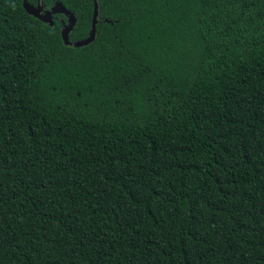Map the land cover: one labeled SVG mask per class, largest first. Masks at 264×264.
<instances>
[{
    "label": "trees",
    "instance_id": "16d2710c",
    "mask_svg": "<svg viewBox=\"0 0 264 264\" xmlns=\"http://www.w3.org/2000/svg\"><path fill=\"white\" fill-rule=\"evenodd\" d=\"M22 1L0 0V264H264V0H54L71 42L97 4L79 47Z\"/></svg>",
    "mask_w": 264,
    "mask_h": 264
},
{
    "label": "water",
    "instance_id": "95a60500",
    "mask_svg": "<svg viewBox=\"0 0 264 264\" xmlns=\"http://www.w3.org/2000/svg\"><path fill=\"white\" fill-rule=\"evenodd\" d=\"M22 6L28 14L38 18L42 22L49 23V24L53 23V19H52L53 14L62 13L64 15H66L68 17V23L66 25H64L63 28L61 29V37H62L63 42L68 46L79 47L82 45H86L89 42H91L95 37V24L97 21V14H98L96 3L94 4V10H93V15H92V24H91V30H90L89 36L86 39L78 40V41H74V42L69 41V32L71 31V29L75 25L76 17L70 10H68L67 8L62 6L61 4L57 3L51 9L41 12L42 11V5H41L40 0H38L36 5L31 4L27 0H23Z\"/></svg>",
    "mask_w": 264,
    "mask_h": 264
},
{
    "label": "flooded vegetation",
    "instance_id": "af4514ba",
    "mask_svg": "<svg viewBox=\"0 0 264 264\" xmlns=\"http://www.w3.org/2000/svg\"><path fill=\"white\" fill-rule=\"evenodd\" d=\"M40 1H41V5H42V11H41V12L51 9V8L54 6V3H55V1L53 0L52 4H50L49 7H46V6L43 4L42 0H40ZM37 2H38V0H35V2H34V3H31V4L36 5ZM53 17H54V14L52 15V19H53Z\"/></svg>",
    "mask_w": 264,
    "mask_h": 264
}]
</instances>
